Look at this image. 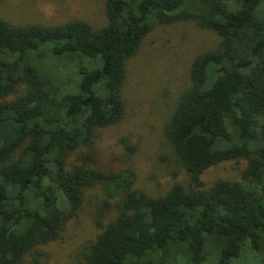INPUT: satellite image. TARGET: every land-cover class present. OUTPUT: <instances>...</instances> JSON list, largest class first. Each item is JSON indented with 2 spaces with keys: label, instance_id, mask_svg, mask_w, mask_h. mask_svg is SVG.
Here are the masks:
<instances>
[{
  "label": "trees",
  "instance_id": "obj_1",
  "mask_svg": "<svg viewBox=\"0 0 264 264\" xmlns=\"http://www.w3.org/2000/svg\"><path fill=\"white\" fill-rule=\"evenodd\" d=\"M104 16L98 29L0 19V264L36 263L97 185L116 212L96 215L81 264H237L244 250L264 264V0H105ZM179 21L218 43L192 58L162 130L186 187L152 198L130 171L88 163L124 116L126 61L153 25ZM239 160L238 181L203 186L205 170Z\"/></svg>",
  "mask_w": 264,
  "mask_h": 264
},
{
  "label": "rangeland",
  "instance_id": "obj_2",
  "mask_svg": "<svg viewBox=\"0 0 264 264\" xmlns=\"http://www.w3.org/2000/svg\"><path fill=\"white\" fill-rule=\"evenodd\" d=\"M105 0H0V19L14 26H52L82 21L93 29L106 24ZM218 38L192 21L153 25L137 52L126 61L121 97L124 116L95 138L88 166L102 173L130 171L132 189L148 197L162 196L172 185L186 187L187 175L163 138V127L188 84L192 58L216 47ZM212 79V72L206 74ZM207 82L209 80H206ZM82 151V150H81ZM76 163V155L69 157ZM245 162L226 161L200 175L208 188L216 180L238 181ZM113 199L100 186L85 191L77 215L68 220L57 240L41 246L31 262L21 264H81V252L98 233L96 215L107 224L115 215ZM254 256L244 250L237 264H251Z\"/></svg>",
  "mask_w": 264,
  "mask_h": 264
}]
</instances>
